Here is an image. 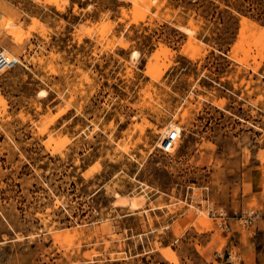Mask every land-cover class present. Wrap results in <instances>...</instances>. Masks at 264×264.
Here are the masks:
<instances>
[{"label": "rangeland", "instance_id": "374dc122", "mask_svg": "<svg viewBox=\"0 0 264 264\" xmlns=\"http://www.w3.org/2000/svg\"><path fill=\"white\" fill-rule=\"evenodd\" d=\"M154 1L0 0L20 62L0 75V264H218L237 237L264 251V220H234L264 210V0Z\"/></svg>", "mask_w": 264, "mask_h": 264}, {"label": "built area", "instance_id": "2783aa9c", "mask_svg": "<svg viewBox=\"0 0 264 264\" xmlns=\"http://www.w3.org/2000/svg\"><path fill=\"white\" fill-rule=\"evenodd\" d=\"M19 63L20 62L11 52L4 48H0V75L14 69ZM175 144V138L169 136L162 141L160 148L164 152H170L169 150L173 148ZM205 189L206 196L204 197V200L206 201V209L208 210L209 215L218 219L220 228L225 231H230L231 226L227 221V211L223 206L211 202L207 193V187H205ZM234 220L235 223L243 229L256 227L260 220H264V210L255 207L242 208L239 214L234 217ZM227 259L230 264H242L241 257L237 254H232L231 251H228Z\"/></svg>", "mask_w": 264, "mask_h": 264}, {"label": "bare ground", "instance_id": "6f19581e", "mask_svg": "<svg viewBox=\"0 0 264 264\" xmlns=\"http://www.w3.org/2000/svg\"><path fill=\"white\" fill-rule=\"evenodd\" d=\"M46 2H49V3H52V4H58L57 3V1L58 0H45ZM133 1V0H132ZM136 1H138V0H136ZM140 1V0H139ZM154 1V0H153ZM155 2V1H154ZM34 17V16H33ZM6 20H7V18H6ZM7 24L8 25H13L14 24V20L13 19H8L7 20ZM7 25V26H8ZM43 24H42V21H40L38 18H34V27L36 28V27H38V26H42ZM180 28L181 29H183V31L185 30L186 32H191L192 33V31H191V29L189 28V27H184V26H180ZM11 29V28H10ZM192 30H193V27H192ZM10 31V30H9ZM16 31H18L17 29H16ZM44 32H45V30H44ZM12 33V32H11ZM16 33V32H15ZM46 33V32H45ZM14 35V34H13ZM15 38V37H14ZM13 38V39H14ZM5 50H7V49H5ZM39 94H40V96L42 95V96H46L47 95V91L46 90H40L39 91ZM216 101V100H215ZM214 103V102H213ZM218 103V102H217ZM216 103V104H217ZM5 105L6 104V100H5V98L1 95V93H0V105ZM194 105V104H193ZM4 107V106H3ZM1 109V108H0ZM172 128H175V126H171ZM168 131H170V130H168L167 129V132ZM167 134V133H166ZM162 138V137H161ZM163 138H166V137H163ZM160 146H161V144H162V142H159L158 143ZM117 196H118V198L116 199V201H115V203H117V204H125L126 202H127V200L125 199V196L124 195H121V193L119 194V193H117ZM141 203H142V201L139 199V198H137V197H133L130 201H129V204L132 206V207H139L140 205H141ZM59 236V235H58ZM57 236V237H58ZM86 255V254H85Z\"/></svg>", "mask_w": 264, "mask_h": 264}, {"label": "crops", "instance_id": "0c3cea01", "mask_svg": "<svg viewBox=\"0 0 264 264\" xmlns=\"http://www.w3.org/2000/svg\"><path fill=\"white\" fill-rule=\"evenodd\" d=\"M47 95H48V92H47ZM237 238L242 239V237H237ZM237 238L234 239V245L239 247L240 256L242 257V264H264V251L263 250H260L257 248L255 249L250 248L247 245L246 241L244 242L245 244L242 245L239 241H237ZM216 263L230 264L229 260L226 257L217 259Z\"/></svg>", "mask_w": 264, "mask_h": 264}, {"label": "trees", "instance_id": "16d2710c", "mask_svg": "<svg viewBox=\"0 0 264 264\" xmlns=\"http://www.w3.org/2000/svg\"><path fill=\"white\" fill-rule=\"evenodd\" d=\"M248 22V21H247Z\"/></svg>", "mask_w": 264, "mask_h": 264}]
</instances>
